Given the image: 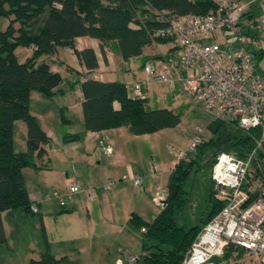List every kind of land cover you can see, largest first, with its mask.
Here are the masks:
<instances>
[{
	"label": "trees",
	"instance_id": "16d2710c",
	"mask_svg": "<svg viewBox=\"0 0 264 264\" xmlns=\"http://www.w3.org/2000/svg\"><path fill=\"white\" fill-rule=\"evenodd\" d=\"M215 3L216 0H0V16L8 18L6 28L0 29V249L5 243L3 211L20 210L29 219L40 218L39 211L31 209L36 202L29 197L22 172L34 165L31 159L35 151L44 153L41 144L49 142L29 109L31 91L54 97L64 92L65 84L69 88L80 86L83 130L65 132L62 136L65 142L80 140L87 131L122 126L136 135L154 133L175 127L181 121V112L175 108L151 107L143 93L134 95L131 86L124 82L91 78L90 71L97 67L91 48L75 50L87 72L70 80L51 68L50 56L59 47H73L77 36L98 39L124 60L140 55L142 48L153 42L174 44L166 54L169 56L177 47L175 39L156 34L157 31L166 29L174 16L203 15ZM245 14L248 16L249 12ZM19 46L30 48L31 53L23 62L15 54ZM159 57L165 56H156ZM67 71L75 74L70 67ZM59 113L61 122L69 121L62 108ZM16 121L26 124L25 151L14 149ZM208 128L211 136L204 138L186 160L175 163L165 188L164 203L154 218L147 221L132 213L127 221L129 228L141 234L142 264L181 262L194 237L223 206V201L215 197L210 176L207 209L193 225L180 222L191 201L187 180L205 166L211 169L222 151L244 157L254 147L255 129L246 130L236 123L217 119H212ZM40 226L45 237L42 220ZM44 243V250L37 259H30L29 264H60L49 250L46 238Z\"/></svg>",
	"mask_w": 264,
	"mask_h": 264
},
{
	"label": "built area",
	"instance_id": "2783aa9c",
	"mask_svg": "<svg viewBox=\"0 0 264 264\" xmlns=\"http://www.w3.org/2000/svg\"><path fill=\"white\" fill-rule=\"evenodd\" d=\"M245 11L240 0H216L203 15L172 17L167 28L156 34L173 36L175 51L161 60L146 61L143 77L130 85L134 95H142L143 86L164 84L172 91L197 96L213 119L256 130L254 147L244 157L225 151L217 155L211 177L215 197L223 206L203 225L179 264H264V79L257 74L249 50L255 35L246 29L250 19ZM203 139L196 134L184 148L169 145L168 151L175 163L186 160ZM149 170L156 175L155 162ZM121 179L134 186L142 183L140 174H123ZM81 192L88 199L96 195L91 188L71 184L66 194L54 190L46 198L64 206ZM165 197L162 189L156 203L162 205ZM31 209L38 211L35 204ZM137 260L130 255L126 263Z\"/></svg>",
	"mask_w": 264,
	"mask_h": 264
},
{
	"label": "crops",
	"instance_id": "0c3cea01",
	"mask_svg": "<svg viewBox=\"0 0 264 264\" xmlns=\"http://www.w3.org/2000/svg\"><path fill=\"white\" fill-rule=\"evenodd\" d=\"M245 12H249V15H252L251 18H249V15L246 16L250 19L251 25L250 28L248 27L249 31L255 35V42L249 46V50L255 55V52L251 50V46H254V44L258 42V35L257 32H252L251 27L252 25H255L257 21L255 20V15L251 10H247ZM155 44L158 46L162 43L153 42L149 45H145L142 48L140 55L124 60L118 53L111 51L106 45H101V42L98 39L89 36H77L73 39V47H59L57 52L50 56L52 64L51 68L55 71H59L65 80L74 79L77 77L76 74L81 75L87 72L85 64L76 55L75 50L91 48L93 49L97 59V67L90 71L89 76H91V78L101 81H120L130 86L134 82L141 80L143 77L142 64H144L145 61L161 60V57L156 58V56H166V54L171 52L170 50L174 45L169 43L168 45L170 46L165 51H156L154 50V47H151ZM68 67L72 68L75 74L67 71ZM82 78L83 76H81V79ZM158 84L161 85V90L163 92L161 95L158 94V96L157 93L152 91L151 86H143L142 88V92L147 98L149 105L152 99L157 100L156 97H159V100L163 102L162 104H168L163 107L175 108L172 107V103L170 102L177 101L176 96L180 91H172L166 85L160 83ZM62 87L65 88L64 92L55 94L54 98L57 96L61 97V103L59 102L61 104L59 112L62 108L69 121L66 123L61 122L59 116L60 113H57L54 117V120H57L55 123L60 125L59 133L56 137L58 141L56 144L57 150L55 152H51V145L54 141L53 130L45 129L41 126L48 136L49 142L41 144V147L44 150L43 154H37L35 151L33 157L36 155V157H39L40 160L44 157L51 160L54 157L59 161L65 160L66 158V160L70 159L73 164L80 163L85 165V172L77 173L76 171V173L74 172V177H70L67 173L64 180L60 183L62 186L65 185V182H67V184H78L81 187L90 186L89 182L97 177H102L103 179L116 182L108 189L109 192H102L103 195H106V193L109 195L105 196L103 199H101L98 194V198L95 200L88 199L86 194L81 192L74 194L70 199L66 200V204L64 206L57 203L58 206L55 217L64 220V222L57 228L58 238L61 242L60 248L66 243V245L68 244V247L66 246L68 250H53L50 245L51 243L48 242V245H50L49 250L56 259L60 260V264H90L91 261H81L85 258L94 259L96 261L100 260L99 262L103 264L105 253L107 255L109 247L114 245L115 241L110 243L111 239L103 238L105 237L103 234L102 236L98 234V229L95 226V220L93 218L94 215L102 219V225L100 226L99 231L102 233L103 230L105 233L110 230L118 233L121 232L119 238H123V236L128 235L127 232V235H123L125 229H131L129 228L127 221L132 213H136L144 220L151 221L159 212L152 211V208H150L151 205L148 204L150 200L153 204H157L155 198L158 192L155 189L157 188V185L160 184L158 182L160 177L158 176L159 172L157 171L156 175H153L149 170V166L152 162H155L156 164L155 160L157 157H155V154L158 152V145L155 143V135L156 133L161 132L162 129L154 133L136 135L130 133L126 127L122 126L101 131H87L80 140L65 142L62 138L65 132L75 133L83 130V126L78 130L65 129L68 128V126L73 122V119H75L71 113H68L73 106L77 108L76 112L77 110L79 111L78 116L83 124L81 111L83 96L79 85L69 88V85L65 84ZM72 91L74 93L73 97L66 95ZM162 95L163 97H161ZM167 100L169 103H167ZM115 105L117 106L118 104L116 103ZM181 105L186 104L180 103L178 106ZM21 129L23 134H25V139L22 141V147L25 151L26 126H22ZM81 147H85L86 149H83L86 150L88 154L94 156L93 160L97 165V170L92 169V171H89V164L87 161L88 155L84 157L83 153L77 151V149ZM48 160L46 162H41L40 164L34 163V165H31L30 167L36 169V172L45 171V173L51 174L53 173V170L48 166ZM123 174H140L142 176L141 185L134 186L129 180V183L123 182V179H121ZM138 188H141L142 194H138ZM146 194L150 195V200ZM31 200L36 202L35 204L38 207L40 215L39 224L40 220H42L46 234L45 238L47 239L46 223L41 213L42 201L53 200L58 202V200L43 198L42 195ZM95 238L98 243H95ZM72 245L74 247H71ZM44 248L45 245L42 250L39 251V255ZM39 255L37 257L34 255L30 259H37ZM120 260L121 259H117L118 262Z\"/></svg>",
	"mask_w": 264,
	"mask_h": 264
},
{
	"label": "rangeland",
	"instance_id": "374dc122",
	"mask_svg": "<svg viewBox=\"0 0 264 264\" xmlns=\"http://www.w3.org/2000/svg\"><path fill=\"white\" fill-rule=\"evenodd\" d=\"M240 2L245 6L246 11L251 10L253 12L255 15V20L257 21L255 25H252L251 30L252 32H257L258 42H256L254 46H251V50H253L256 55H254L255 70L257 74L264 79V4L262 3V0H240ZM7 24L8 18L0 16V29H5ZM246 29H248V27ZM168 44L169 43H165V45L159 44L158 46L155 44L151 47H154V50L156 51H165L170 46ZM30 53V49L27 47L19 46L15 50L16 57L20 62L25 61ZM150 86L152 91L157 93V96L158 94L161 95L163 93L161 90V85L158 83ZM66 95L73 97L74 93L72 91ZM163 95L161 97H163ZM156 99L157 100H151V107H163L164 105H168L162 104L163 102L159 100V97H156ZM176 100L177 101L170 103H172V107H175L177 111L181 112V121L177 126L164 128L161 132H158L155 135V143L158 145V152L155 154V157L157 158L155 161L159 172L158 176H160L158 180L160 184L157 185V188L155 189L158 193L162 189L166 188L171 173L170 170H172V168L175 166L174 156L169 153L168 146L174 145L179 148H184L187 140L194 137L196 134H200L205 139L210 137L212 134L208 128V124L213 119L212 115L197 96L185 95L181 92H178ZM60 101V96L55 98L48 97L44 93L36 90H33L30 93L29 109L31 113L35 116L40 126L44 127L45 129L53 130L54 141L51 145V152H55L57 150L56 144L58 141L56 137L58 136L60 125L55 123L57 120L55 121L54 117L57 115V113H59L61 105ZM167 103H169L168 100ZM180 103H185L186 105H183V107L178 106ZM76 109L77 108L73 106L70 109V112H68L71 113L75 119H73V122L68 126V128H65L66 130H78L83 126L82 121L78 116L79 111L77 110L76 112ZM22 126H26L24 121H16L14 123L13 132L15 151H24V148L22 147V141L25 139V134H23L21 129ZM83 148L86 149L85 147H81L77 149V151L83 153L84 157L88 155L87 161L89 164V171H92V169L97 170V165L93 160L94 156L88 154ZM31 160L33 163L40 164L41 162H46L48 159L44 157L40 160L39 157L37 158L35 155ZM47 164L52 168L53 173L48 174L45 173V171L36 172V169L30 166L23 169L25 185L31 199H36V197L41 195L43 198H46V194H50L54 190H57L59 194H66L71 184H67V182H65L64 186L60 185L62 180H64L65 175L68 173L70 177H74V172L76 173V171L77 173L85 172L84 164H73L70 159L66 160V158L65 160L59 161L53 157L51 160H48ZM210 176L211 169H208V166H205L197 173H194L187 180L186 185L191 190V201H189L184 212L181 214L180 222L189 226L193 225L197 218L207 209V203L205 200L207 197L208 186L210 184ZM109 182L110 181L107 179L97 177L89 182L90 186H83V188H91L95 192L96 195L95 198H93L94 200L98 198L99 195L100 198L103 199L105 196H109L107 193L106 195L102 194V192H109L105 189V186ZM115 182L116 181H111L110 188ZM123 182L129 183L128 180H123ZM138 190V194H142L141 188H138ZM146 195L150 200V195ZM57 203V201L55 202L53 200H43L41 213L45 219L47 241L51 243V248L53 250H64L67 249L68 244L66 245L65 243L60 248L61 242L58 238L57 228L61 223L64 222V220L55 217L57 213ZM148 204L151 205L150 208H152V211L154 212H158L161 209V206L158 203L153 204L151 200L148 202ZM1 217L4 225L5 243H3L2 248L0 249V264H29L30 258L34 255L37 257L39 255V251L42 250L45 245V237L39 224V217L35 216L34 218L29 219L20 210L3 211ZM93 218L95 220V226L98 229V234L101 236L103 234V236H105L103 238L111 239L110 243L115 241L114 245L109 247L107 255L105 253L103 264H127V256L130 255L138 257L136 264H142V239L139 232L133 231L131 229H125L124 232L122 231L123 235H128L123 236V238H119L121 232L118 233L113 230L105 233L102 228V233L99 231V228L102 225V219L95 215ZM95 243H98L96 238ZM150 243H152V241H147V244ZM71 247L74 246L72 245ZM163 248L165 249L166 247ZM117 259L121 260L118 262ZM81 261H91L90 264H101V262H99L100 260L96 261L94 259L88 258H85Z\"/></svg>",
	"mask_w": 264,
	"mask_h": 264
}]
</instances>
